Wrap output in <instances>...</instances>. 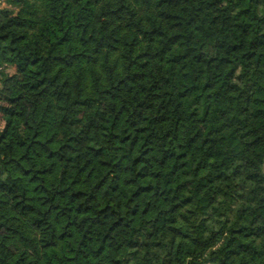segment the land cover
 Listing matches in <instances>:
<instances>
[{
	"label": "trees",
	"instance_id": "trees-1",
	"mask_svg": "<svg viewBox=\"0 0 264 264\" xmlns=\"http://www.w3.org/2000/svg\"><path fill=\"white\" fill-rule=\"evenodd\" d=\"M263 77L264 0H0V264H264Z\"/></svg>",
	"mask_w": 264,
	"mask_h": 264
},
{
	"label": "rangeland",
	"instance_id": "rangeland-1",
	"mask_svg": "<svg viewBox=\"0 0 264 264\" xmlns=\"http://www.w3.org/2000/svg\"><path fill=\"white\" fill-rule=\"evenodd\" d=\"M3 4H7L6 2L3 1ZM8 71L9 72H13V68L12 67H8ZM262 81H264V77L261 78ZM260 97L262 96V93L258 94ZM235 111L242 114L243 113V109H242V104H240V102H232L231 104ZM4 124V117L0 116V127Z\"/></svg>",
	"mask_w": 264,
	"mask_h": 264
}]
</instances>
